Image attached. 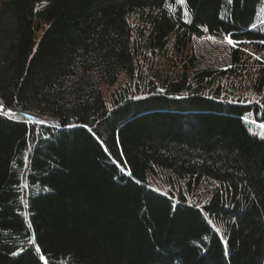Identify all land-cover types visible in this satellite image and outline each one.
Instances as JSON below:
<instances>
[{"label":"trees","instance_id":"16d2710c","mask_svg":"<svg viewBox=\"0 0 264 264\" xmlns=\"http://www.w3.org/2000/svg\"><path fill=\"white\" fill-rule=\"evenodd\" d=\"M263 5L0 0V264H264Z\"/></svg>","mask_w":264,"mask_h":264},{"label":"rangeland","instance_id":"374dc122","mask_svg":"<svg viewBox=\"0 0 264 264\" xmlns=\"http://www.w3.org/2000/svg\"><path fill=\"white\" fill-rule=\"evenodd\" d=\"M177 4L180 7H183V4L179 3L177 0ZM256 28L257 30H259L263 35H264V5L263 7L260 9L259 11V17H258V22L256 24ZM237 46V45H235ZM231 44H228L226 40L223 41H217L215 39L212 38H204L202 40H196L194 43V49L197 53H200L202 55L205 56V60L210 63V62H217L218 64H220V66H222L221 68H225V61L222 63L221 60H219V55H222V58L225 56V53L227 51H229L230 48L235 47ZM254 59H256V56H253ZM157 63L159 64L160 58L157 57ZM167 62L164 61V64H166ZM216 65V64H215ZM227 65V63H226ZM124 83V79L122 77H120L118 84L115 86L114 89H110L108 91H105L104 89H102V92L104 94V96L106 98H110V94L118 89H120V86H123ZM139 95H137L136 97H138ZM135 97V96H134ZM151 183V187L153 188H160L162 191L167 192L169 189V186L163 183H160L157 179H150L149 180ZM156 190V189H155ZM161 192V191H160Z\"/></svg>","mask_w":264,"mask_h":264},{"label":"snow or ice","instance_id":"6c2138e0","mask_svg":"<svg viewBox=\"0 0 264 264\" xmlns=\"http://www.w3.org/2000/svg\"><path fill=\"white\" fill-rule=\"evenodd\" d=\"M178 2L181 3V4H183V3L185 2V0H178ZM229 2H231V0H229ZM225 40L227 41L228 44H231V45H233V46H235L236 43H237L236 41H234V40L231 38V35H230V34L227 35V36H225ZM260 43H264V40H261ZM256 59H260V57H256ZM5 115H8V113L5 112ZM13 115H14V114H13ZM260 127L264 128V124L260 125ZM37 251H39V249H37ZM40 259L43 260L44 257L41 256Z\"/></svg>","mask_w":264,"mask_h":264}]
</instances>
